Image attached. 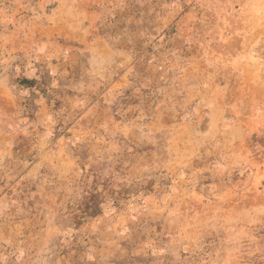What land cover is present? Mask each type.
I'll return each mask as SVG.
<instances>
[{"label":"rangeland","instance_id":"obj_1","mask_svg":"<svg viewBox=\"0 0 264 264\" xmlns=\"http://www.w3.org/2000/svg\"><path fill=\"white\" fill-rule=\"evenodd\" d=\"M0 264H264V0H0Z\"/></svg>","mask_w":264,"mask_h":264}]
</instances>
